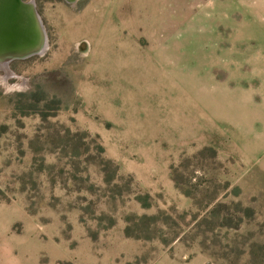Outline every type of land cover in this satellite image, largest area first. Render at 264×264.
I'll return each mask as SVG.
<instances>
[{"label":"rangeland","instance_id":"1","mask_svg":"<svg viewBox=\"0 0 264 264\" xmlns=\"http://www.w3.org/2000/svg\"><path fill=\"white\" fill-rule=\"evenodd\" d=\"M34 8L44 47L0 65V264H264V0Z\"/></svg>","mask_w":264,"mask_h":264},{"label":"bare ground","instance_id":"2","mask_svg":"<svg viewBox=\"0 0 264 264\" xmlns=\"http://www.w3.org/2000/svg\"><path fill=\"white\" fill-rule=\"evenodd\" d=\"M43 25L34 0H0V65H8L14 55L31 53L44 47Z\"/></svg>","mask_w":264,"mask_h":264},{"label":"water","instance_id":"3","mask_svg":"<svg viewBox=\"0 0 264 264\" xmlns=\"http://www.w3.org/2000/svg\"><path fill=\"white\" fill-rule=\"evenodd\" d=\"M20 1V0H19ZM2 46H4L3 44H2ZM38 50V49H37Z\"/></svg>","mask_w":264,"mask_h":264}]
</instances>
